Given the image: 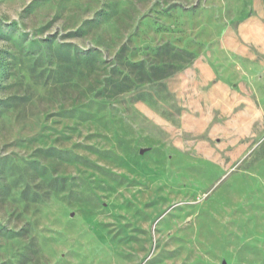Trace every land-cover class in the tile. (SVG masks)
Masks as SVG:
<instances>
[{
  "label": "rangeland",
  "instance_id": "374dc122",
  "mask_svg": "<svg viewBox=\"0 0 264 264\" xmlns=\"http://www.w3.org/2000/svg\"><path fill=\"white\" fill-rule=\"evenodd\" d=\"M0 264H264V0H0Z\"/></svg>",
  "mask_w": 264,
  "mask_h": 264
}]
</instances>
